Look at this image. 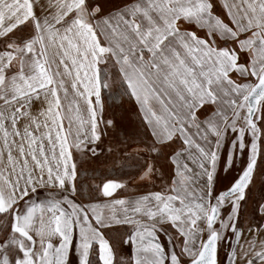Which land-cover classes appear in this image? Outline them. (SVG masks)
<instances>
[{
	"label": "snow or ice",
	"instance_id": "snow-or-ice-1",
	"mask_svg": "<svg viewBox=\"0 0 264 264\" xmlns=\"http://www.w3.org/2000/svg\"><path fill=\"white\" fill-rule=\"evenodd\" d=\"M220 8L0 0V264H114L107 234L121 229L131 255L118 264H224L225 243L229 264H264V195L242 222L264 175V0ZM66 78L79 98L67 112ZM114 89L138 105V127L106 117ZM121 129L136 178L167 177L166 190L121 195L127 185L106 179L85 203L73 150L120 151L103 137Z\"/></svg>",
	"mask_w": 264,
	"mask_h": 264
},
{
	"label": "rangeland",
	"instance_id": "rangeland-1",
	"mask_svg": "<svg viewBox=\"0 0 264 264\" xmlns=\"http://www.w3.org/2000/svg\"><path fill=\"white\" fill-rule=\"evenodd\" d=\"M116 2V0H114ZM231 2V0H229ZM222 0H216V12L221 13L222 9L220 8V4ZM195 26H191L190 30H194ZM115 75V72H114ZM66 87L68 88V96L67 99L64 98L63 92H61V98L64 105V108L68 110V105L74 99H79L75 97V93L71 89V78H66ZM106 97V104L112 105L113 107L106 112V117L110 116L112 112H115L118 118L122 117L121 123L124 128L128 130L134 129L139 126V119L137 116L138 105L135 104L134 100H129L128 96L122 95L120 89H114L111 96L104 93ZM82 105V102H81ZM73 110L75 109V104L72 105ZM67 112V111H66ZM74 111L72 115H74ZM65 129H68V120H64ZM72 127L76 128V122H73ZM103 127V125H101ZM72 129L73 134H75V130ZM70 138H74V135ZM104 145L103 147L107 148L110 145H114L115 147L120 148V151H116L114 153H105L99 159H89L88 157H83L79 153H76L73 150L74 158L78 165L79 170V180L84 181L85 177H87V183L84 185V195L82 197L85 203L89 202V194L87 192V185H97L101 184L106 179H115L117 181L123 182L127 185V187L123 190H118L121 195H129L133 192L144 193L149 190H166L167 187V177L164 180L156 179L152 183L141 182L136 178V165L134 163L128 162L125 163L124 157V144H117L116 141H124V131L123 129L119 131H114L109 134L108 137H103ZM239 161L236 162V167L233 169L231 175L236 176L239 172ZM223 175V173H222ZM254 184L252 186V192L248 201V204L245 206L246 211L243 213L242 222L245 226H247V222L252 218V208L255 205V201L259 200L261 195H264V175L256 173L254 176ZM227 181H221L220 184L217 185L218 188L223 190L224 184ZM137 186H139L137 188ZM55 194V193H53ZM44 192H40L41 198L45 197ZM93 196H98V193H93ZM229 207L225 204L222 209L223 214L226 216L229 211ZM258 217L256 220L258 221ZM124 229H121L120 233L109 232L107 235L111 237V242L116 244V256L114 260V264H118L120 260L127 261L131 255V249L128 245H123L119 242V237L123 233ZM161 241L167 245V239L163 235H161ZM228 248L226 243L221 246L219 250L220 258L224 261V264H229L225 253L228 252ZM96 257H94L95 259ZM72 259V257H70Z\"/></svg>",
	"mask_w": 264,
	"mask_h": 264
},
{
	"label": "crops",
	"instance_id": "crops-1",
	"mask_svg": "<svg viewBox=\"0 0 264 264\" xmlns=\"http://www.w3.org/2000/svg\"><path fill=\"white\" fill-rule=\"evenodd\" d=\"M65 109V108H64ZM67 111V109H65V112ZM72 129H74V127H72ZM75 130V129H74ZM74 135V134H73Z\"/></svg>",
	"mask_w": 264,
	"mask_h": 264
}]
</instances>
